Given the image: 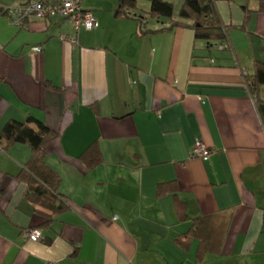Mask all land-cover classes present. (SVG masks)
Masks as SVG:
<instances>
[{
	"label": "crops",
	"instance_id": "obj_1",
	"mask_svg": "<svg viewBox=\"0 0 264 264\" xmlns=\"http://www.w3.org/2000/svg\"><path fill=\"white\" fill-rule=\"evenodd\" d=\"M81 6L98 26L80 27L74 44L59 38L74 34L60 16L21 27L0 17V129L31 116L59 132L45 163L69 203L40 240L23 237L44 220L16 177L30 150L0 148V264H264V86L247 85L264 62V14L241 27L257 0H215L226 26L216 43L182 27L139 37L136 21L114 16L117 0ZM197 140L209 153L190 158ZM219 215L218 253L198 258L197 239L175 240L191 219Z\"/></svg>",
	"mask_w": 264,
	"mask_h": 264
},
{
	"label": "trees",
	"instance_id": "obj_2",
	"mask_svg": "<svg viewBox=\"0 0 264 264\" xmlns=\"http://www.w3.org/2000/svg\"><path fill=\"white\" fill-rule=\"evenodd\" d=\"M140 0H117L114 16L117 18L132 19L137 22L139 37L147 34L169 32L175 28H188L194 32L195 38L211 42H219L226 39V26L215 7V0H182L177 12L171 0H148V10H139ZM243 21L241 27H245L253 13L264 14V0H257V7L251 10L243 6ZM8 6L0 1V17L7 15ZM157 22V27H149L148 21ZM251 93L258 94L264 86V62H253V73L247 80ZM1 100V95H0ZM59 132L46 126L42 121L28 116L25 121L10 119L0 129V148L21 143L28 146L30 158L17 174L19 181L26 184L25 197L43 216V222L36 229H42L50 225L52 218L69 209V203L65 196L59 192L60 177L56 171L45 163L46 145L53 141ZM96 148L90 145L80 155L87 160L88 165L97 163ZM93 154V155H92ZM164 184H159L158 192L162 191ZM175 210L180 219H188L186 205L175 197ZM197 217L191 219L189 229L175 240L183 244L193 238L198 240L197 257L204 254L218 253L221 236L227 224L226 216ZM223 217V218H222ZM212 220L217 221L216 227Z\"/></svg>",
	"mask_w": 264,
	"mask_h": 264
},
{
	"label": "built area",
	"instance_id": "obj_3",
	"mask_svg": "<svg viewBox=\"0 0 264 264\" xmlns=\"http://www.w3.org/2000/svg\"><path fill=\"white\" fill-rule=\"evenodd\" d=\"M83 0H54L53 3H44L42 1L27 2L24 4L8 6L6 17L14 25L21 27L25 20L29 18L47 19L51 16H60L69 21L74 30V34L67 36L61 35L59 38L63 41H68L72 44L76 43V33L80 27L86 30L94 29L98 23L91 11L84 10L81 6ZM219 48L226 47L225 42L218 44ZM34 51H40L39 46L32 48ZM209 153L206 145L197 140L193 144L189 157H204ZM22 236L32 241H38L42 238L38 229H25L22 231Z\"/></svg>",
	"mask_w": 264,
	"mask_h": 264
},
{
	"label": "rangeland",
	"instance_id": "obj_4",
	"mask_svg": "<svg viewBox=\"0 0 264 264\" xmlns=\"http://www.w3.org/2000/svg\"><path fill=\"white\" fill-rule=\"evenodd\" d=\"M171 1L174 4V8L176 9L178 7V1L177 0H171ZM149 5H150V3H149L148 0H140L138 2L139 10H141V11L142 10H148L149 9ZM149 25L150 26H155V25H157V22L154 21V20H150Z\"/></svg>",
	"mask_w": 264,
	"mask_h": 264
}]
</instances>
